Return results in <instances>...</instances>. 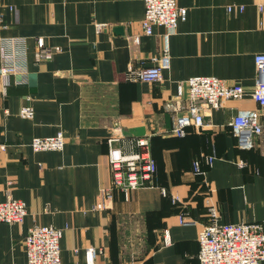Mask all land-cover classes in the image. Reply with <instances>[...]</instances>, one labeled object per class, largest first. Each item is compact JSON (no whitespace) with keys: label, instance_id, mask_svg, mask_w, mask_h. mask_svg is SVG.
<instances>
[{"label":"crops","instance_id":"1","mask_svg":"<svg viewBox=\"0 0 264 264\" xmlns=\"http://www.w3.org/2000/svg\"><path fill=\"white\" fill-rule=\"evenodd\" d=\"M178 2L186 13L167 36L162 24L152 34L143 31L145 0H0V37L24 35L29 42L27 81L5 88L0 74V140L6 144L0 199L10 192L28 205L23 221L0 220V264H27L26 236L34 223L64 228L62 264H84L89 247L96 248L97 264H200L199 231L212 208L221 221L257 220L264 227L261 142L240 147L229 124L240 108L260 109L251 91L255 54L264 51V0ZM96 21L108 26L98 31ZM38 36L62 49L36 60ZM167 45L171 61L161 79L126 77L130 65L151 64ZM196 74L242 83L246 94L206 108L203 126L179 136L172 128L187 99L177 104L178 82ZM25 103L33 104V118L20 116ZM59 129L64 149L32 148L34 136ZM113 132L123 135L128 152L135 150L133 136L149 135L157 171L153 184L129 198L117 191L98 209L100 187L111 181L107 140ZM209 153L212 165L203 161L206 171L195 173L193 160ZM182 212L193 221L182 223ZM131 236L134 248L126 244Z\"/></svg>","mask_w":264,"mask_h":264},{"label":"built area","instance_id":"2","mask_svg":"<svg viewBox=\"0 0 264 264\" xmlns=\"http://www.w3.org/2000/svg\"><path fill=\"white\" fill-rule=\"evenodd\" d=\"M231 10L232 5L228 6ZM263 7V5H261ZM241 4L239 9H243ZM186 8L178 0H145L144 16L141 20L143 31L153 33L155 24L167 28V36L173 33L181 18L185 16ZM98 31L108 26L107 22L96 21ZM136 40L139 38L136 36ZM60 45H49L43 36L36 39V60L50 59L61 50ZM29 42L24 35H7L0 37V74L4 87L27 81ZM151 64L139 66L130 65L126 77L132 80L156 81L162 78L163 70L170 66L168 45L163 52L152 58ZM258 77L251 91L253 98L260 104V109L240 108L232 116L229 124L242 148L254 146L260 140L264 153V51L255 54ZM246 94L245 86L239 82H230L215 74H196L178 82L177 104L186 97L187 106L180 111L174 120L173 132L184 136L189 129L199 128L205 122V109L220 107L229 98H241ZM30 97V96H29ZM22 117L33 118L35 108L32 103L22 104L19 109ZM123 135L113 132L108 137V160L111 169V181L107 186H101L98 201L94 208L102 209L109 205L115 193L123 192L129 198L131 192L143 185L153 184L157 171V161L154 157L149 135L133 136L135 146L133 151H125L120 144ZM66 144L63 129L47 136H34L31 146L34 150H62ZM0 140V148L5 147ZM214 153L204 154L193 160L195 173H204L206 166L212 165ZM204 161V162H203ZM163 194L168 189L162 187ZM174 202L181 200L177 194H172ZM28 212L27 202L11 195L0 199V220L5 222H21ZM182 223L193 221L187 214H180ZM64 228L45 223L32 224L26 236L27 264H62L61 239ZM166 241L171 240L168 229L164 231ZM200 249L198 258L200 264H262L264 261V227L261 221H221L217 210L211 209V220L199 231ZM95 247H89L84 264L95 263Z\"/></svg>","mask_w":264,"mask_h":264},{"label":"rangeland","instance_id":"3","mask_svg":"<svg viewBox=\"0 0 264 264\" xmlns=\"http://www.w3.org/2000/svg\"><path fill=\"white\" fill-rule=\"evenodd\" d=\"M135 240H136L135 236L128 237L126 240V244L130 243L129 246H132V248H134L133 246H135Z\"/></svg>","mask_w":264,"mask_h":264},{"label":"water","instance_id":"4","mask_svg":"<svg viewBox=\"0 0 264 264\" xmlns=\"http://www.w3.org/2000/svg\"><path fill=\"white\" fill-rule=\"evenodd\" d=\"M118 29H119V30H121V29H122V27H118Z\"/></svg>","mask_w":264,"mask_h":264}]
</instances>
